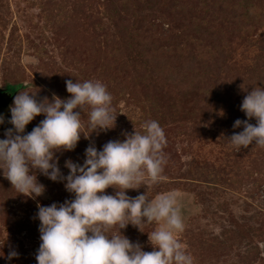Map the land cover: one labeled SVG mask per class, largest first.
Listing matches in <instances>:
<instances>
[{
	"label": "rangeland",
	"instance_id": "1",
	"mask_svg": "<svg viewBox=\"0 0 264 264\" xmlns=\"http://www.w3.org/2000/svg\"><path fill=\"white\" fill-rule=\"evenodd\" d=\"M65 80L102 82L117 114L112 129L55 153L62 174L64 160L82 163L89 144L99 150L155 120L166 140L161 178L126 194L178 193L177 239L192 264H264V147L236 152L226 139L242 130L232 124L246 119L243 97L264 88V0H0V86L50 100L69 95ZM87 120L85 108V134ZM37 180L45 190L31 199L0 175L2 251L19 254L0 264H36L37 204L72 198L62 182L39 172ZM160 224L120 231L151 251L147 233Z\"/></svg>",
	"mask_w": 264,
	"mask_h": 264
},
{
	"label": "clouds",
	"instance_id": "2",
	"mask_svg": "<svg viewBox=\"0 0 264 264\" xmlns=\"http://www.w3.org/2000/svg\"><path fill=\"white\" fill-rule=\"evenodd\" d=\"M69 94L39 101L35 93L17 92L9 107L10 117L4 138L0 139V175L17 194L35 199L45 186L38 182L37 172L50 181L62 182L71 199L48 205L37 204L39 245L36 264H192V257L177 239L183 231L179 195L157 194L149 200L145 193L129 197L127 189H137L161 178L166 143L163 129L155 120L142 124L143 131L125 133L123 140H109L98 150L94 144L84 149L82 163L65 159L62 174L55 153L71 151L77 142L115 126L116 112L111 95L100 81L65 80ZM88 109L87 133L81 116ZM240 110L246 119H236L229 146L236 152L249 144L264 147V88L256 86L243 97ZM37 115L43 119L25 133V126ZM248 118L255 120L249 123ZM5 118L0 113V124ZM111 187L112 194L105 189ZM163 222L160 224V222ZM160 224L150 233L151 251H143L137 242L122 234L126 225ZM115 226V231L110 230ZM142 232V231H141ZM7 235L0 241V258L6 261L18 252L9 246L2 251Z\"/></svg>",
	"mask_w": 264,
	"mask_h": 264
},
{
	"label": "water",
	"instance_id": "3",
	"mask_svg": "<svg viewBox=\"0 0 264 264\" xmlns=\"http://www.w3.org/2000/svg\"><path fill=\"white\" fill-rule=\"evenodd\" d=\"M19 86H21V84ZM18 88L19 87L12 91H8L7 86H0V113H2L5 118V123L0 124V131L11 127V125L7 123V120L10 117L9 107L10 102L13 99V96H15ZM29 131H31V129L28 125H26L24 132L27 133Z\"/></svg>",
	"mask_w": 264,
	"mask_h": 264
},
{
	"label": "trees",
	"instance_id": "4",
	"mask_svg": "<svg viewBox=\"0 0 264 264\" xmlns=\"http://www.w3.org/2000/svg\"><path fill=\"white\" fill-rule=\"evenodd\" d=\"M7 85V89L8 90H14L15 88H17L19 86V84H6Z\"/></svg>",
	"mask_w": 264,
	"mask_h": 264
},
{
	"label": "flooded vegetation",
	"instance_id": "5",
	"mask_svg": "<svg viewBox=\"0 0 264 264\" xmlns=\"http://www.w3.org/2000/svg\"><path fill=\"white\" fill-rule=\"evenodd\" d=\"M8 90V89H7ZM8 91H12V90H8Z\"/></svg>",
	"mask_w": 264,
	"mask_h": 264
}]
</instances>
